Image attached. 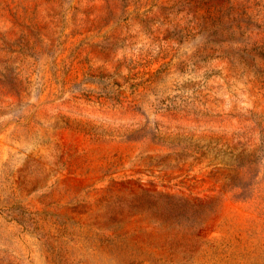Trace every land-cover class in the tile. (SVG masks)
<instances>
[{
    "label": "rangeland",
    "instance_id": "rangeland-1",
    "mask_svg": "<svg viewBox=\"0 0 264 264\" xmlns=\"http://www.w3.org/2000/svg\"><path fill=\"white\" fill-rule=\"evenodd\" d=\"M0 264H264V0H0Z\"/></svg>",
    "mask_w": 264,
    "mask_h": 264
}]
</instances>
